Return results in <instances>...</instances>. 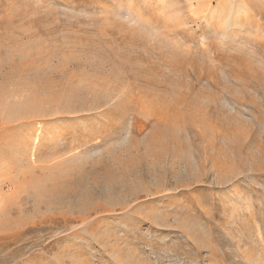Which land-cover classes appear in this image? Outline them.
<instances>
[{
  "label": "rangeland",
  "instance_id": "rangeland-1",
  "mask_svg": "<svg viewBox=\"0 0 264 264\" xmlns=\"http://www.w3.org/2000/svg\"><path fill=\"white\" fill-rule=\"evenodd\" d=\"M0 264H264V0H0Z\"/></svg>",
  "mask_w": 264,
  "mask_h": 264
}]
</instances>
